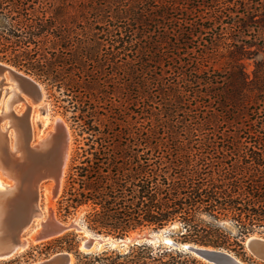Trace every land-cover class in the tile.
Here are the masks:
<instances>
[{"label": "trees", "instance_id": "1", "mask_svg": "<svg viewBox=\"0 0 264 264\" xmlns=\"http://www.w3.org/2000/svg\"><path fill=\"white\" fill-rule=\"evenodd\" d=\"M0 61L63 92L82 117L136 121L117 133L120 156L104 138L108 163L72 201L93 203V229L178 222L183 242L226 249L219 221L239 226V246L264 234V0H0ZM133 140L141 161L128 159ZM76 264L205 263L140 244Z\"/></svg>", "mask_w": 264, "mask_h": 264}, {"label": "rangeland", "instance_id": "2", "mask_svg": "<svg viewBox=\"0 0 264 264\" xmlns=\"http://www.w3.org/2000/svg\"><path fill=\"white\" fill-rule=\"evenodd\" d=\"M262 57L263 54L260 53L254 60L246 62V72L250 77H252L255 61L262 59ZM36 80L39 81L38 79ZM39 82L44 86L46 90V97L43 103L33 104V106L36 108L34 111L35 116L33 117V129H35L33 130L34 142H37L40 137H46L47 134L51 132V128H54L56 125L55 118L57 117H60L64 120L72 135V150L69 161L70 164L67 169L62 190L57 199L51 200V192L54 187V183L53 181L45 183L44 199H42L41 203L44 209L46 207H52L54 211H56L55 214L60 221L65 223L78 224V226L84 229V231L89 232L90 235L96 237H111L112 240H116L119 242L121 240H130L135 236L160 233L162 236L167 237V239H171L180 244H195L185 243L180 240L179 234L185 231V229L183 228L182 224L178 222L170 224L164 227L163 229L158 230H155L150 227L129 230L128 232L123 233L122 236L118 232L104 229L99 232L98 230L92 228L89 220L90 216L94 213L95 206L93 205V203L88 201L86 203H82L81 205H77V203H73L72 201L74 199H82L81 195L83 193L87 195V185H89V179H91V176L94 175L92 174L93 171H97L98 167L103 165V163H108L110 153L107 154L108 151H105V147L103 146L105 145L104 138L107 137L108 140H111L109 144H112L113 147L116 146L115 149H118V151L115 150V152H118V156H120V151L124 149L128 141H125V136H118L117 133L121 131V128L128 129L131 127V132H133V126L135 125L136 121L129 118L126 122H122V120L118 117H116L115 120L110 119V115L106 114V111H104L103 109H97L94 112L92 118H87L86 116L82 117V115L86 114H81V112L74 110V104H69L66 96L62 94L63 92L59 91L57 88H53L47 85L46 83H43L41 81ZM19 104V107H16L18 105L15 104L16 106L14 105L13 108H17V110L21 111L20 113H22L23 110L25 111L26 106H24V103ZM86 113H88V111ZM11 130L13 131V128ZM123 131L124 130H122V132ZM130 138L132 139V137H129V139ZM131 145V158H128L130 159V162H136L138 160L141 161V159L143 160V155L146 153V151L143 152L142 146L137 144L134 140L132 141ZM141 163H143V161ZM105 166H108V164ZM109 166L110 167H108V173L112 174L114 170L113 165ZM0 174L5 177V174L3 173L2 169H0ZM6 179L12 182L7 177ZM66 208H69V213H66ZM207 220L209 221V219ZM217 224L220 228L227 230L230 233V237H232L231 243L228 246L229 249L223 247L217 249H223L225 251L231 252L234 256H236L245 264H264L263 261H260L259 259L255 258L247 248V240L250 237H258L264 239V234H260L259 232L250 234L249 237H246L240 243L241 246H239L238 244L234 243L235 240L233 238L234 236L238 235L239 226L234 221L227 219L219 221L217 222ZM260 231L264 232V228H261ZM87 238L88 237L85 232H83V230L81 232L72 230L63 236L50 240L46 243L40 245H31L30 248H28L26 251L20 252L14 259L4 262L16 261L18 262V264H31L32 262L47 258L59 252H76L79 250L83 242L87 240ZM195 245L202 246L199 244ZM153 246L156 248L158 247L157 245ZM130 247L119 246L115 249H113L112 247H105L99 250H95L92 254L100 253L106 250H116L123 253L127 251ZM192 257L200 260L205 264H208L205 261L195 257L194 255H192Z\"/></svg>", "mask_w": 264, "mask_h": 264}, {"label": "water", "instance_id": "3", "mask_svg": "<svg viewBox=\"0 0 264 264\" xmlns=\"http://www.w3.org/2000/svg\"><path fill=\"white\" fill-rule=\"evenodd\" d=\"M12 84L19 91L22 97L31 99L33 96H41V90H46L44 86L32 76L15 66L0 61V96L3 90L8 91L9 85ZM21 99H19L20 101ZM24 103L25 101L19 102ZM17 103L16 107L20 104ZM26 111H29L26 106ZM25 111V112H26ZM9 116L15 119H22L23 116L10 113ZM3 117L0 114V125ZM11 118V117H10ZM12 120V119H11ZM57 135L59 134L58 153L56 156L57 163L47 157L42 149L27 148L23 150L20 157L16 158L15 152L9 151L7 136L5 132L0 131V138L5 140V151L0 147V159L6 160V166L10 161L14 162L13 166L17 174L7 175V178L14 183L13 188L0 193V262L14 259L20 252L26 251L31 245H40L50 240L59 238L66 233L76 230L81 231V228L75 223H65L58 219L51 207L48 209L46 219L40 224V229L33 238L28 239L27 234L31 229H34L37 221L40 220L44 207L42 199H44V185L50 181L54 182V188L51 192V200L57 199L61 178L63 174V161L66 157V145L68 144V132L65 126L60 125ZM56 135V136H57ZM65 149V150H64ZM49 148L45 151H48ZM50 154L49 152H47ZM43 161V165L34 166L38 162ZM54 163V164H52ZM53 165L54 167H50ZM30 167V168H29ZM27 169L26 171H23ZM31 170L34 172L32 174ZM42 220V219H41ZM150 244L157 246H166L167 248L182 251L194 255L195 257L205 261L208 264H245L234 256L231 252L223 249L212 247L198 246L195 244H180L173 240H168L167 237L160 233L145 234L143 236H135L130 240L119 241L117 247H130L139 244ZM112 247L111 243L102 239L91 238L85 240L78 251L76 252H59L44 259L37 260L31 264H76L78 257L81 254H92L95 250H99L98 246ZM116 247V248H117ZM83 248V249H82ZM113 248V247H112ZM247 248L250 253L260 261L264 262V239L250 237L247 240ZM115 249V248H113Z\"/></svg>", "mask_w": 264, "mask_h": 264}, {"label": "bare ground", "instance_id": "4", "mask_svg": "<svg viewBox=\"0 0 264 264\" xmlns=\"http://www.w3.org/2000/svg\"><path fill=\"white\" fill-rule=\"evenodd\" d=\"M41 91H42L41 96H36V94H35V96H33L34 98L28 99V98L22 97V95L19 93V91L12 84L9 85L8 91L3 90V92L0 96V114L4 117H3L2 124L0 125V131L1 132L6 131L5 136H7L6 141H8V146H6V147H9V151L11 153L15 152L16 158L20 157L21 156L20 154H22L23 150H25L27 148H29V149L35 148L36 150H39V148H44V149H42V151L39 152V153H42V152L46 153V156H44V159L47 157H51V160L57 163L58 161L56 160V156L58 153L57 147L59 144V134L57 135V132L59 130L58 128L60 127V125L66 127V130L68 132V144L66 145L67 146L66 150L64 149L66 152V157H64V161H63V164H64L63 167L64 168H63V174H62L60 189H59V194H60L62 187H63V184H64L65 177H66L67 169H68V166L70 164L69 161H70L71 150H72L71 149L72 148V135L70 133L68 126L64 122V120L61 119L60 117H57V118H55L56 125L54 128H51L52 129L51 132H49L46 137H40V139H38L37 142H34V131L33 130H35V129H33V127H34L33 117L35 116L34 111L36 108L33 106V104L34 103L41 104L44 102L45 97H46L45 91H44V89H42ZM19 99H21L22 101H25V104L28 107L29 111H26V109H25L26 112L23 110V112L20 113L21 111H18L17 108L16 109L13 108L15 104H17L18 102H21V100L19 101ZM10 113H14L16 115L23 116V118L22 119H20V118L15 119L14 118V120H13V117L9 116ZM37 116H38V114H37ZM12 128H13L14 132L16 131L15 133L11 130ZM14 128H15V130H14ZM4 143H5V140L3 141V139L0 138V147L1 148L5 147ZM6 147L3 149V153L6 149ZM48 148H49V150L45 151ZM47 152H49L50 154H48ZM5 161L6 160L0 159V169H2L3 173L5 174V177L0 174V193L6 192V191L13 188L14 183H11L10 181H8L6 179L7 175L9 176V175L17 174V171L15 170V168L13 166L14 162L10 161V163L6 166ZM52 164H54V163H52ZM39 165L42 166L43 161L38 162L34 166L36 167V169H38ZM50 167L52 168L54 166L51 165ZM26 170L27 169H24L23 171H26ZM31 172H32V174L34 173L32 170H31ZM48 209H50V208L46 207L45 209H43L41 217H40L42 220L41 219L38 220L34 229L29 231L30 234H27L28 239H30V241L33 238V236L36 235L37 231L40 229L41 222L46 219ZM52 211L55 214L56 211H54L53 208H52ZM76 225H78V224H76ZM82 230L87 235V237H88L87 239H91L94 237L96 239H102L104 241H108L111 243L113 248H116L118 243H119L116 240H112L111 237H109V238H105L102 236L96 237V236L90 235L89 232H86V231H84V229L81 228V231ZM168 240H170V239H168ZM84 242H83V244H84ZM98 247L100 249H102V246L99 245Z\"/></svg>", "mask_w": 264, "mask_h": 264}]
</instances>
